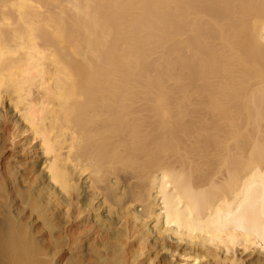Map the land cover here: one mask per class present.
<instances>
[{
	"label": "bare ground",
	"instance_id": "6f19581e",
	"mask_svg": "<svg viewBox=\"0 0 264 264\" xmlns=\"http://www.w3.org/2000/svg\"><path fill=\"white\" fill-rule=\"evenodd\" d=\"M12 2L43 6L25 17L75 74L73 127L85 142L65 174L67 151L49 157L15 106L0 107V264H264L253 244L229 253L144 225L161 161L203 174L264 142V38L251 22L261 0H0Z\"/></svg>",
	"mask_w": 264,
	"mask_h": 264
},
{
	"label": "snow or ice",
	"instance_id": "6c2138e0",
	"mask_svg": "<svg viewBox=\"0 0 264 264\" xmlns=\"http://www.w3.org/2000/svg\"><path fill=\"white\" fill-rule=\"evenodd\" d=\"M68 7L80 11L79 5L69 4ZM10 9L20 10L19 23L14 24L12 18L0 21V107L15 106L16 112L34 130L35 142L42 144L49 157L58 155L57 146L61 154L67 151L66 174L80 163L73 153L85 142L73 127L75 109L71 103L83 97L76 95V77L72 69L47 43L40 26L29 23L25 17L27 9L43 12V6L16 2L0 4V11L6 17ZM261 9L258 21L251 22L261 24L264 38V0H261ZM5 26L9 29L7 34L3 31ZM55 35L63 39L59 31ZM54 83L56 87H52ZM49 123L53 125L51 132L48 131ZM69 136L71 147L65 148ZM16 139L15 134L5 139V153L15 151ZM8 167L12 169L11 157ZM159 167L162 171L152 177L149 191L150 199L157 198L156 204L144 218L146 228L159 234L157 239L174 236L179 244L202 241L218 250L223 246L229 253L237 245L248 251V245L253 244L264 252V142L258 149L253 145L250 152H243L238 162H231L230 155H225L218 168L203 174L191 164L177 168L161 161ZM49 171L56 174L59 170L49 168ZM84 171H88L87 166ZM57 183L66 193H71V186L65 181L58 178ZM67 219H71L70 209ZM142 254L143 245L135 255ZM147 264H158V261L152 258ZM169 264H176L175 255ZM180 264L202 262L199 255L195 259L185 255Z\"/></svg>",
	"mask_w": 264,
	"mask_h": 264
}]
</instances>
